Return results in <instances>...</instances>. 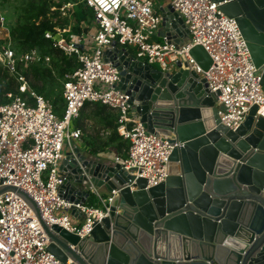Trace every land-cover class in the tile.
Wrapping results in <instances>:
<instances>
[{
  "label": "water",
  "instance_id": "1",
  "mask_svg": "<svg viewBox=\"0 0 264 264\" xmlns=\"http://www.w3.org/2000/svg\"><path fill=\"white\" fill-rule=\"evenodd\" d=\"M233 18L251 60L262 68L264 94V0H213ZM160 37L176 44L188 38L183 19L169 4L160 8ZM175 34L178 39H175ZM189 55L206 71L211 59L195 45ZM104 60L119 71L148 132L166 139L171 150L164 182L146 180L110 160L87 158L78 147L67 151L59 169V193L73 203L95 196L89 186L111 195L108 215L87 237L58 225L48 227L35 201L14 186L34 211L49 239L47 251L77 264H264V118L250 107L231 130L220 123L217 93L187 62L163 73L125 47L114 45ZM71 214L79 216L74 209Z\"/></svg>",
  "mask_w": 264,
  "mask_h": 264
},
{
  "label": "built area",
  "instance_id": "2",
  "mask_svg": "<svg viewBox=\"0 0 264 264\" xmlns=\"http://www.w3.org/2000/svg\"><path fill=\"white\" fill-rule=\"evenodd\" d=\"M93 12L91 31L66 35L55 28L46 33L52 46L64 54L75 55L79 66L65 73L62 81L63 113L59 117L52 103L32 91L18 70L23 64L49 65L50 57L39 50L22 52L12 48L8 22L0 13V67L12 75L24 96L7 93L0 103V188L14 186L25 191L36 203L42 221L87 237L95 223L109 212L111 195L102 198L89 189L101 207L73 203L59 193L63 175L59 166L72 143L81 136L70 129L86 103L105 105L116 113V131L127 142L126 155L115 161L146 187L156 186L167 177L168 156L176 144L148 132L137 116L130 97L119 86V71L104 60V52L114 45L133 47L134 54L163 73L176 70L178 61L187 62L217 93L220 123L235 130L250 107L264 118V94L260 84L262 68L251 60L246 42L236 21L219 10L213 0H167L187 27L188 38L179 44L152 40L160 31L162 18L153 0H74ZM200 45L211 59L206 71L189 55ZM72 209L79 214H71ZM49 239L27 202L14 191L0 194V264H77L70 258L61 261L47 251Z\"/></svg>",
  "mask_w": 264,
  "mask_h": 264
},
{
  "label": "trees",
  "instance_id": "3",
  "mask_svg": "<svg viewBox=\"0 0 264 264\" xmlns=\"http://www.w3.org/2000/svg\"><path fill=\"white\" fill-rule=\"evenodd\" d=\"M68 2L77 3L73 12L74 23L70 25V34L79 35L82 31L81 22H89L93 18L92 10L83 3L74 0H23L19 5V17L13 24H9L12 48L16 55L22 51L39 50L50 57L49 65L23 64L18 62V70L25 77L29 88L35 93L47 98L53 106L57 116L63 113L62 81L65 73L79 66L75 55H66L52 46V41L45 38L46 33L55 35V28L63 29L69 26L67 17L61 16L62 7ZM8 22V21H7ZM21 52V53H22ZM20 53V54H21ZM17 80L0 67V103L9 99L6 94L24 96L18 90ZM100 109H109L105 105L96 103ZM117 125V123H116ZM116 125L113 135L117 134ZM127 149V144H125Z\"/></svg>",
  "mask_w": 264,
  "mask_h": 264
},
{
  "label": "crops",
  "instance_id": "4",
  "mask_svg": "<svg viewBox=\"0 0 264 264\" xmlns=\"http://www.w3.org/2000/svg\"><path fill=\"white\" fill-rule=\"evenodd\" d=\"M155 10L160 13V8L165 7L168 4L167 0H153ZM91 32L94 31L93 27H90ZM178 35L175 34V39H178ZM152 40L156 42H164L159 35V31L152 36ZM121 47V46H120ZM129 52L134 53L133 47H125ZM116 125V113L111 109H100L96 103H86L79 115L74 119L73 129H79L81 136L79 139L74 140L72 143L79 148L80 152L86 155L87 158L110 160L116 162V157H124L126 155L125 144L127 142L122 139L117 133L112 137L113 128ZM117 132V131H116ZM97 194L102 198L108 196L105 194L104 187L95 189ZM95 197V196H94ZM87 204L92 205V202Z\"/></svg>",
  "mask_w": 264,
  "mask_h": 264
},
{
  "label": "rangeland",
  "instance_id": "5",
  "mask_svg": "<svg viewBox=\"0 0 264 264\" xmlns=\"http://www.w3.org/2000/svg\"><path fill=\"white\" fill-rule=\"evenodd\" d=\"M21 1H23V0H0V13L3 16H5V18L9 24L15 23V21L18 19V17H19V5H20ZM76 4L77 3H74V2H68V3L64 4L63 7L61 8L62 9L61 16L67 17V19L69 21V24H68L69 26H66L63 29H60V28L59 29L61 31H64V33L66 35L70 34V25H72L74 23L73 12H74ZM91 23H92V20H90L89 22H81L80 27L82 30H84V32H86V31L90 30V27L92 26ZM20 53L18 54V56L20 55ZM73 123H74V120L71 121L70 129H73ZM106 197L107 196L105 195L104 198H106ZM88 202H92V204L94 206L101 207L99 200L92 195L90 196Z\"/></svg>",
  "mask_w": 264,
  "mask_h": 264
}]
</instances>
